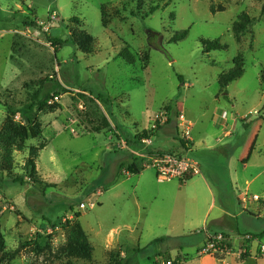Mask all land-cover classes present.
I'll return each mask as SVG.
<instances>
[{"label": "rangeland", "instance_id": "374dc122", "mask_svg": "<svg viewBox=\"0 0 264 264\" xmlns=\"http://www.w3.org/2000/svg\"><path fill=\"white\" fill-rule=\"evenodd\" d=\"M263 5L264 0H0V133L10 124H26V105L49 97L48 105L60 106L36 113L42 137L14 150L10 165L0 158V264H219V257L201 253L206 236L198 232L209 231L202 216L208 208L211 220L225 211L231 236L237 225L243 233L264 231ZM244 13L255 21L236 38L232 25ZM185 30L184 39L172 41ZM47 38L62 43L54 47ZM213 41L226 48L204 52L202 44ZM125 45L136 55L134 65L119 57ZM238 56L243 76L221 88L219 76ZM168 106L174 121L183 112L191 123L194 147L187 155L202 174L186 184L160 182L151 167L124 174L133 158L123 141L135 145L142 136L152 139L151 148L177 152L171 135L157 138L168 123L152 129ZM102 116L110 128L95 133ZM213 117L226 119L230 137ZM42 142L33 183L25 162L29 149ZM176 190L186 196L181 199ZM75 232L92 247L90 260ZM249 249L246 261L228 257L227 263L264 264Z\"/></svg>", "mask_w": 264, "mask_h": 264}, {"label": "trees", "instance_id": "16d2710c", "mask_svg": "<svg viewBox=\"0 0 264 264\" xmlns=\"http://www.w3.org/2000/svg\"><path fill=\"white\" fill-rule=\"evenodd\" d=\"M159 5L156 6V8L150 10L146 14H140L143 15L142 18H147L150 14H152L153 11L159 9ZM262 13L264 12V5L262 7ZM136 15V14H135ZM133 13H131V16H135ZM101 17H102V25L103 27L107 26V23L105 21V13L101 9ZM74 21H77V19H74ZM254 19L251 18L247 14H241L237 20L232 25V33L236 38H240L241 36L245 35L252 25L254 24ZM188 34V30L176 33L172 41L177 42L182 39H184ZM89 40L92 41V37L89 35L86 36ZM48 41L51 43L52 46H56L57 43H62L56 39L47 38ZM66 43V42H64ZM203 50L206 53H209L211 51H218L223 50L226 48L225 45L220 44L218 41H213L209 43L202 44ZM84 50H89L85 48ZM119 57L128 65H134L136 63V55H134L132 52H130L128 45H125V47L120 51ZM147 64H144L142 66V69H147ZM244 73V64L241 56H238L235 58L233 62V68L229 70L226 73H223L219 76L218 83L221 88H226L230 83L240 79L243 76ZM261 86L264 89V72L262 73L260 77ZM49 97L39 101L38 103L30 106H25V109L23 112H21L22 120L24 123L23 126H15V125H8L6 129L0 133V158L3 164L10 165L12 161V152L14 150H23L26 147V142L29 140H34L37 138L42 137V129L40 128L39 124L36 123L37 117L36 113H43L49 111L50 113L58 110L60 108L59 105L53 104L48 105ZM99 99H102L101 97ZM106 103H110V100H106ZM1 103V102H0ZM6 106V105H5ZM35 108V112H33V109ZM167 110L173 112V108L171 106L166 107ZM7 111L11 116H15L16 112L12 110L11 108H7ZM27 118V122L25 120ZM110 128V124L108 120L102 116L100 124L96 127H93L92 131L95 133H98L104 129ZM142 136H139L135 138V141L140 140ZM181 144V148L185 151L187 150V144L183 142L182 140H179ZM137 144V143H136ZM189 146V144H188ZM46 147V144L44 142L40 143L37 147H31L29 149V155L25 162V168L28 171V174L30 176L31 181H34L33 183H37L35 177H36V160L38 158V154L40 151H42ZM171 154H177L172 153ZM183 154V151H182ZM178 155V154H177ZM131 163L127 166V170L129 174L131 175H138L142 171V166L140 163V160L132 157ZM21 184L24 182L23 180L19 181ZM255 240H258L261 243H264V231L257 235L250 234ZM79 236V238H78ZM74 237H77L80 243V248L83 249L86 253L85 259L90 260L93 254V249L89 244L85 241V238L82 234H78L77 232L74 233ZM163 241V239H157L154 241V243H158ZM248 256L245 255L243 259H246ZM173 264H176V262H173Z\"/></svg>", "mask_w": 264, "mask_h": 264}, {"label": "built area", "instance_id": "2783aa9c", "mask_svg": "<svg viewBox=\"0 0 264 264\" xmlns=\"http://www.w3.org/2000/svg\"><path fill=\"white\" fill-rule=\"evenodd\" d=\"M56 15L51 16V21H56ZM57 99V98H55ZM173 112L167 109L163 110L156 118V123L152 126L153 131H157L159 127L167 124L173 119ZM177 127L178 136L188 146L191 141V123L186 119L184 113L175 114L174 116ZM122 148L134 157L140 160L141 166L151 167L155 170L156 179L160 182L176 180L181 184H186L194 177L202 174L200 165L189 155H177L169 152H158L151 148L152 139L140 138L135 145H129L127 142H121ZM128 174V170L123 171ZM80 209H85L84 204H80ZM198 233L204 234L206 237V245L201 251L202 254H211L217 256L219 264H228V257L237 259L243 258L247 253V247L243 244L238 250H234L232 241L224 234H214L206 228ZM240 242L256 243L257 255L264 258V244L259 243L251 235H244L240 238ZM258 257V256H257ZM152 264H173L172 260H158Z\"/></svg>", "mask_w": 264, "mask_h": 264}, {"label": "crops", "instance_id": "0c3cea01", "mask_svg": "<svg viewBox=\"0 0 264 264\" xmlns=\"http://www.w3.org/2000/svg\"><path fill=\"white\" fill-rule=\"evenodd\" d=\"M213 120H215V125L218 126H222L224 128V134L223 136H227V137H230L232 134L230 131L226 130L225 128L227 127V123H226V119L223 117V118H219V117H216L214 118L213 117ZM171 125V128H166L168 126ZM164 135H171L172 138L174 139V141L176 142V144H173V147H175L176 151L177 152H172V153H177L178 155H184V154H189L192 152V150L190 151V149L194 147V141L192 140V142L190 143V146H187V150H183L181 148H179V143H178V140L179 137H178V129L176 127V122L172 119L171 122L164 126L157 134V138H162ZM192 146V147H191ZM153 150L155 151H160V150H157V148H152ZM245 148L242 147L240 150L241 152L244 150ZM182 151H183V154H182ZM160 152H163V151H160ZM179 183L177 181H170V182H167V183ZM180 184V183H179ZM178 185V184H177ZM179 188H182L181 185H178ZM196 192V188L191 190L190 193L191 194H194ZM176 193H179L180 194V197L181 199H183V197L186 196V191L185 192H181L180 190H176ZM178 195V194H177ZM195 195V194H194ZM254 196H258V195H254ZM259 198V196H258ZM253 203H256V201H253ZM214 205L212 204L210 207H213ZM264 208V206L262 207ZM260 207L256 206L255 209H256V213L257 215L261 218L262 217V213H261V209ZM209 208L203 213V224L208 226V229H209V232L211 233H214V234H224L225 236L229 237L232 241V246L235 247V248H239L241 245H245L247 248L249 247L251 251L255 252L256 254V257H257V244L256 243H248V242H240V238L244 235H250V234H254V235H257V234H260L262 233L263 231H260V232H241L239 230V226L237 225V227L235 226V229L232 230L231 229V234L235 235V236H231L230 234L226 233V228L227 226L223 223V217L225 216V211H221L219 210L220 214L216 216L215 219L211 220L210 219V215H209ZM210 226H214L215 228L214 229H211ZM238 239V240H237ZM258 241V240H257ZM204 242V240H203ZM259 242V241H258ZM261 243V242H259ZM261 244H264V243H261ZM248 258H250L249 256L246 258V259H237V258H234L236 261L238 262H244L246 261ZM229 259V258H228ZM227 259V260H228ZM263 259V258H261Z\"/></svg>", "mask_w": 264, "mask_h": 264}, {"label": "water", "instance_id": "95a60500", "mask_svg": "<svg viewBox=\"0 0 264 264\" xmlns=\"http://www.w3.org/2000/svg\"><path fill=\"white\" fill-rule=\"evenodd\" d=\"M26 122H27V118H25Z\"/></svg>", "mask_w": 264, "mask_h": 264}]
</instances>
